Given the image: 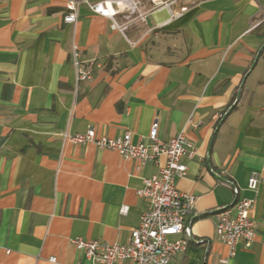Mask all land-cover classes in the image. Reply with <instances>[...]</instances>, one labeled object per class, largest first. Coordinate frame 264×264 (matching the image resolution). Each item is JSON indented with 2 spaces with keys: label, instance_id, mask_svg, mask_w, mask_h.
<instances>
[{
  "label": "crops",
  "instance_id": "obj_1",
  "mask_svg": "<svg viewBox=\"0 0 264 264\" xmlns=\"http://www.w3.org/2000/svg\"><path fill=\"white\" fill-rule=\"evenodd\" d=\"M67 2L0 0V264H92L77 237L127 244L159 165L64 134L148 143L156 121L162 141L185 130L197 149L176 179L197 200L175 264H264V0H140L117 16L124 31L85 3L66 22ZM229 183L256 196L257 237L233 257L215 231Z\"/></svg>",
  "mask_w": 264,
  "mask_h": 264
},
{
  "label": "built area",
  "instance_id": "obj_2",
  "mask_svg": "<svg viewBox=\"0 0 264 264\" xmlns=\"http://www.w3.org/2000/svg\"><path fill=\"white\" fill-rule=\"evenodd\" d=\"M85 3L94 12L110 16L113 19L112 28L125 30L120 25L117 16L122 13L139 11L140 0H68V14L65 21L76 23L79 17V6ZM264 13V7L262 8ZM73 60L77 66V79L85 80L92 77L89 70L79 62V51L75 47ZM192 122V117L189 119ZM159 123H153L149 142H134L130 132L117 138L98 136L94 128L84 133H65L64 138L75 144L94 143L101 149L118 151L126 159H136L139 167L148 163L159 165L157 174L145 178L138 195L143 198L147 207L142 213L139 225L131 232L127 244H112L102 240H86L74 238V246L83 250L92 264H118L129 261L130 264H175L176 258L188 244L191 230L188 220L192 215L197 196L179 190L176 184L178 177L187 174L188 167L182 163V158H194L197 149L182 130L169 142H164L158 135ZM165 159L161 164V159ZM261 177L253 172L248 179V190L254 195L258 193ZM234 192V202L219 209L216 213V239L229 248L231 257L235 256L238 245L242 242L249 249L257 237L255 221L251 212L255 208L256 196L246 197L241 189L229 183ZM128 211V206L121 208L122 213ZM185 234V237H178ZM51 262H56L52 257ZM227 259L223 262L227 263Z\"/></svg>",
  "mask_w": 264,
  "mask_h": 264
}]
</instances>
